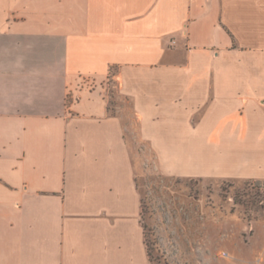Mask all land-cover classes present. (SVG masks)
<instances>
[{"label": "crops", "instance_id": "1", "mask_svg": "<svg viewBox=\"0 0 264 264\" xmlns=\"http://www.w3.org/2000/svg\"><path fill=\"white\" fill-rule=\"evenodd\" d=\"M143 155L264 181V0H0V264H151Z\"/></svg>", "mask_w": 264, "mask_h": 264}, {"label": "rangeland", "instance_id": "2", "mask_svg": "<svg viewBox=\"0 0 264 264\" xmlns=\"http://www.w3.org/2000/svg\"><path fill=\"white\" fill-rule=\"evenodd\" d=\"M138 157L152 264H264V181L171 176Z\"/></svg>", "mask_w": 264, "mask_h": 264}, {"label": "trees", "instance_id": "3", "mask_svg": "<svg viewBox=\"0 0 264 264\" xmlns=\"http://www.w3.org/2000/svg\"><path fill=\"white\" fill-rule=\"evenodd\" d=\"M140 217H141V212H140ZM141 221H142V218H141ZM144 240H145V229H144ZM145 244H146V240H145ZM146 248H147V244H146ZM147 253H148V249H147ZM148 257H149V260H150V262L152 264V261H151L149 253H148Z\"/></svg>", "mask_w": 264, "mask_h": 264}]
</instances>
